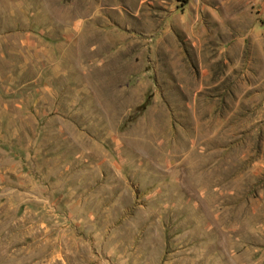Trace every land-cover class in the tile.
I'll use <instances>...</instances> for the list:
<instances>
[{
	"label": "rangeland",
	"instance_id": "obj_1",
	"mask_svg": "<svg viewBox=\"0 0 264 264\" xmlns=\"http://www.w3.org/2000/svg\"><path fill=\"white\" fill-rule=\"evenodd\" d=\"M0 264H264V0H0Z\"/></svg>",
	"mask_w": 264,
	"mask_h": 264
}]
</instances>
